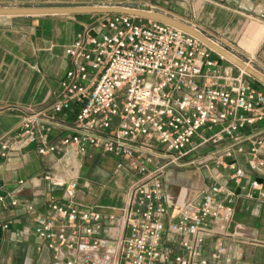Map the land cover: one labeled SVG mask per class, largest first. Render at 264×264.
<instances>
[{
    "label": "built area",
    "instance_id": "1",
    "mask_svg": "<svg viewBox=\"0 0 264 264\" xmlns=\"http://www.w3.org/2000/svg\"><path fill=\"white\" fill-rule=\"evenodd\" d=\"M99 15L100 23L65 46L70 67L55 95L25 111L0 140V159L35 144L42 156L108 155L116 169L133 174L126 204L105 214L74 201L79 179L44 172V180L64 187L63 197L52 195L45 212L33 203L23 208L34 214L33 232L51 252L49 264H209L205 239L224 233L236 197L219 180L246 181L249 196L264 198L257 173H264V85L176 26L122 12ZM227 49L264 73L257 52ZM205 160L209 186L171 215L164 172ZM18 181L0 194L1 205L20 204ZM8 228L0 221V234ZM217 246L215 259L225 250Z\"/></svg>",
    "mask_w": 264,
    "mask_h": 264
},
{
    "label": "crops",
    "instance_id": "2",
    "mask_svg": "<svg viewBox=\"0 0 264 264\" xmlns=\"http://www.w3.org/2000/svg\"><path fill=\"white\" fill-rule=\"evenodd\" d=\"M108 0H0L3 5L102 4ZM129 7H151L176 15L218 40L224 47L241 54L257 52L258 66L264 70V0H119ZM99 15L100 13H89ZM89 14H46L0 16V140L19 125L28 108H42L55 94L60 78L70 67L64 52L77 33L74 21L59 17ZM74 20V19H73ZM60 113L59 116H63ZM72 115L70 114V117ZM56 131L46 136L55 138ZM68 155L50 152L42 156L35 144L12 150L0 159V194L17 193L18 205L0 204V221L9 228L0 234V264H49L51 252L35 236L34 214L23 205L33 203L47 211L52 195L63 197L64 187L43 179L46 171L61 179L80 180L74 201L103 212L119 211L127 201V190L134 180L125 169H116L110 156ZM167 169L163 182L168 193L170 214L174 215L201 190H206L212 175ZM261 178L264 173L257 172ZM224 189L236 192L231 218L222 235H209L203 256L209 264H264V198L248 195L246 181L235 184L227 176L219 180ZM116 224L118 223L115 221ZM218 242L225 246L219 258L212 257Z\"/></svg>",
    "mask_w": 264,
    "mask_h": 264
},
{
    "label": "water",
    "instance_id": "3",
    "mask_svg": "<svg viewBox=\"0 0 264 264\" xmlns=\"http://www.w3.org/2000/svg\"><path fill=\"white\" fill-rule=\"evenodd\" d=\"M122 12L126 14H132L143 18H150L155 20H161L172 26H176L183 31L193 34L208 47H211L215 52L222 54L228 61L233 62L238 67L242 68L246 73L252 75L259 83L264 85V73L259 72L255 68L245 64L243 60L238 58L234 53L230 52L226 47L221 46L212 39H210L206 33L202 32L189 22L182 20L176 15H172L166 11H154L149 9H142L136 7H128L123 5H97V4H46V5H3L0 6V16H18V15H46V14H89V13H117Z\"/></svg>",
    "mask_w": 264,
    "mask_h": 264
},
{
    "label": "rangeland",
    "instance_id": "4",
    "mask_svg": "<svg viewBox=\"0 0 264 264\" xmlns=\"http://www.w3.org/2000/svg\"><path fill=\"white\" fill-rule=\"evenodd\" d=\"M123 2H119V4H122ZM122 5H126L127 4H122ZM57 18H66L67 20H70V21H74L77 25H78V29L79 31H81L82 29L86 28V27H89V25H95V24H98L100 23V15H93V14H89V15H75L73 17V19L71 17H59V16H56ZM264 88V87H263ZM28 110H32L31 108H28ZM206 162L207 160L205 161H202V162H197L196 164H193V165H187V166H178V167H175V166H172L168 169H173V170H176V171H182V172H193L195 171L198 175V177H204L206 176V171H208V169L206 168ZM194 172V173H195Z\"/></svg>",
    "mask_w": 264,
    "mask_h": 264
},
{
    "label": "trees",
    "instance_id": "5",
    "mask_svg": "<svg viewBox=\"0 0 264 264\" xmlns=\"http://www.w3.org/2000/svg\"><path fill=\"white\" fill-rule=\"evenodd\" d=\"M262 85V84H261ZM263 86V85H262Z\"/></svg>",
    "mask_w": 264,
    "mask_h": 264
},
{
    "label": "bare ground",
    "instance_id": "6",
    "mask_svg": "<svg viewBox=\"0 0 264 264\" xmlns=\"http://www.w3.org/2000/svg\"><path fill=\"white\" fill-rule=\"evenodd\" d=\"M250 66V65H249Z\"/></svg>",
    "mask_w": 264,
    "mask_h": 264
}]
</instances>
